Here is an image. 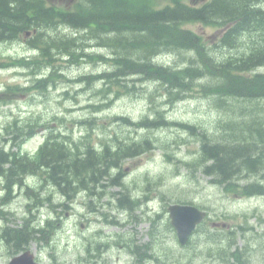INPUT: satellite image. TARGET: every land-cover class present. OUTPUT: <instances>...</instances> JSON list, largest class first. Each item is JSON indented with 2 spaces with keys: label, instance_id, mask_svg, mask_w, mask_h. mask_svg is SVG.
<instances>
[{
  "label": "trees",
  "instance_id": "trees-1",
  "mask_svg": "<svg viewBox=\"0 0 264 264\" xmlns=\"http://www.w3.org/2000/svg\"><path fill=\"white\" fill-rule=\"evenodd\" d=\"M69 2H73L72 7ZM190 23L221 27L215 46L228 49L229 53L219 57L218 50L208 48L200 35L183 28ZM68 28L77 35L62 32ZM16 41H25L37 56L6 63L0 58V69L18 65L31 69L34 75L44 67L51 68L48 77L34 80L43 92L56 78L97 89L95 95L101 96L104 103L89 105L93 112L112 106L129 92V84L135 79L160 83L168 106L189 97L196 89L214 96L216 104L228 106V116H233L229 122H218L215 130L170 120L161 107L154 108L153 118L114 119L136 127L135 133H139L138 129L177 127L200 138L197 161L181 163L213 176L214 182L228 192L233 191L242 172L264 170V115L260 116L264 114V72L258 71L264 68V0H0V43ZM102 48L110 53H99ZM167 53H186L191 57L184 66H171L157 59ZM59 61L68 67L105 62L110 68L67 77L57 67ZM3 96L0 94V100ZM38 130L47 132L45 142L35 154L23 153V145ZM5 134L10 138L4 141L13 144L17 151L8 150L0 141V190L5 193L1 199L4 204L10 202L17 186L33 195L24 183L28 175H39L40 188L45 183L62 191L88 188L105 181L113 171H122L126 160L152 147L151 138L121 139L111 133L100 139L98 151L89 136L76 141L37 116L23 122L16 118L5 126ZM243 187L257 191L262 188L255 183ZM127 189L124 203L134 210L137 201L131 200ZM31 231L33 235L38 233ZM224 243L222 240L218 247L219 259L224 264H238L242 254L231 252L232 242L227 246Z\"/></svg>",
  "mask_w": 264,
  "mask_h": 264
},
{
  "label": "rangeland",
  "instance_id": "rangeland-1",
  "mask_svg": "<svg viewBox=\"0 0 264 264\" xmlns=\"http://www.w3.org/2000/svg\"><path fill=\"white\" fill-rule=\"evenodd\" d=\"M68 5L72 7L73 2H69ZM183 28L200 35L205 45L211 49H215L222 29L215 25L202 23L186 24ZM74 31V29H62L63 33L72 36ZM23 42L0 43V58L8 61L9 58L19 59L30 55L28 45L25 41ZM217 50L219 57L228 54L230 51L228 49L219 50V48ZM99 53L108 55L110 50L102 48ZM190 57L191 54L186 53H167L159 61L166 65L184 66L189 62ZM57 67L63 69L67 77L97 73L110 68L105 62L97 64L85 62L78 66L57 65ZM258 71L264 72V68H260ZM32 79L33 76L30 75L29 71L21 68L0 70V93L6 92L8 86H20L26 89L17 95L6 93L8 97L0 102V141L5 144L8 150L17 151V148L4 141H8L10 138L6 137L5 126L16 118L19 119V122H23L36 116L42 122L49 123L50 127L56 129L57 132L72 135L76 141L89 136L91 144L95 147L100 146L101 138L109 137L111 133L112 136L118 135L121 139L128 136L151 138L152 150L143 155L142 158L124 162L122 169L127 175L128 187L131 189V195L134 198H138L141 191L148 188L154 199L152 207L155 212H158L159 217L152 224L141 221L139 210L134 213L130 211L118 213L107 207L103 209V215L96 216L98 221L106 220L111 223L117 215L124 214L127 218L123 221L126 223L125 227L121 231L118 228H111V230L119 231L125 242L130 244L131 249L136 247L143 249V246L151 244V250L147 252L160 259L161 263H157L155 259L153 262L144 264H163L164 262L167 264H224L218 255V247L222 240L225 241L224 246L232 242L231 252L242 254L238 264H264V226H261L259 221L250 215L252 211L258 209L264 218V200L260 199L259 202H256L255 200L245 199L242 201L237 199V195L241 194V191L227 192L223 185L214 182L213 176L206 175L200 169L189 168L181 163L197 161L201 145L200 138L177 127L157 131L139 130V133H135L136 127L123 125L121 121L114 119L119 116L129 117L134 121H140L145 116L153 118L154 108L161 107L170 120L198 125L207 130H215L218 127V122H229L233 119V116L230 118L228 115L231 114L226 111L228 106L217 105L214 96H206L199 89H196L184 100L168 106L166 105L167 97L164 90L160 88V83L135 79L129 84V92L124 93L112 106L100 112H93L89 105L104 103L101 96L95 95L97 89L57 78L56 83H54L55 87L43 92L41 89H36ZM67 91L70 92L68 96L65 95ZM227 102L230 103V101ZM245 105L251 107V104ZM262 105L264 106V102ZM263 115L260 114V116ZM63 117L65 121L61 122L60 118ZM79 121H88V123L79 124L77 123ZM90 122L92 125L89 124ZM46 135L45 130H38L36 135L23 145L22 152L35 153L44 143ZM160 146L168 147L160 148ZM113 177H118V175ZM245 177L246 180L242 179L238 183L240 186L256 181V178L264 183V170L259 171L258 174L247 173ZM28 183L36 188L39 185V180L37 177H32L28 179ZM18 189L19 193L16 194L17 189L14 191L17 198L4 210L5 213L14 212L17 214V216H8L10 222L22 221L23 218H26L23 216L25 206L34 205L33 200H30L25 194L26 190L21 187ZM109 191L116 193L118 189L114 187ZM40 200H43L42 196L37 201ZM105 200L103 203L106 202ZM182 202L201 207L209 213L212 222L225 223L228 226L225 227L226 229L220 225L213 228L211 221H209L194 234L190 245L180 246L176 234L168 228L167 209L171 204ZM42 214L49 216L45 211ZM81 214L87 213L82 212ZM51 217L53 219L55 215ZM61 217L62 221H68L69 225L78 221L77 218L67 215V212H63ZM136 217H138L139 222L135 220ZM8 221L0 220V233L6 226H10ZM236 225H239L237 235L233 233V227ZM250 229H254V234L248 233ZM75 231L80 233L79 228H76ZM150 231L154 233L153 237H150ZM68 236L72 237L70 241L74 246H79L80 242L75 235L70 234ZM40 246L41 244L36 241H31L28 245L29 249L39 258L40 264H52L47 254L40 251ZM8 250L6 243L0 241V264H8L15 256ZM78 257H80L78 253H69L62 257L60 262L62 264L67 262L77 264ZM108 260H110L108 264H139L137 257L117 246L111 252ZM231 262L234 263L235 260L231 259ZM235 264L237 263L235 262Z\"/></svg>",
  "mask_w": 264,
  "mask_h": 264
},
{
  "label": "flooded vegetation",
  "instance_id": "flooded-vegetation-1",
  "mask_svg": "<svg viewBox=\"0 0 264 264\" xmlns=\"http://www.w3.org/2000/svg\"><path fill=\"white\" fill-rule=\"evenodd\" d=\"M120 174L118 172L115 175L119 176ZM125 177L126 175H123L124 180ZM109 189L111 188L96 187L90 189H71L62 192L49 189L42 193L43 200L40 205L25 206L23 216L38 210L46 211L51 216L55 215L53 219L44 222L40 232L41 239L39 241V244H41L40 251L47 254L52 264H62L60 259L69 253L79 254L80 257H78L77 264H108L110 254L116 246L128 251L130 244L125 242L123 235L119 233L126 225L123 222L125 220L124 214L117 215L111 223H108L106 220L98 221L96 218L97 215H103L102 211L106 207L118 213L122 211L126 212L123 198H121V195H118L121 190L118 189L119 192L111 193ZM241 192V194L237 195V199L242 201L245 199L255 200L256 202H259L260 199L264 200V191L257 194L251 192L245 194L243 191ZM110 197L115 198L116 202L113 204L110 203ZM103 200L106 202L103 203ZM138 201L141 220L152 223L153 219L157 218L158 215L152 207L154 199L149 193L148 188L141 191ZM63 212H67V215L77 218L78 221L70 225L68 221H62L61 214ZM82 212L87 214H81ZM250 215L253 219L258 220L261 226H264V218L261 216L262 213L260 210L256 209ZM30 227L31 222L28 220L11 221L10 226L5 227V232L0 236V241L7 240L5 243L9 249V253L19 252L18 254H21L29 251L28 234ZM76 228L80 229V233L75 231ZM111 228H118L119 231L114 232ZM233 233L235 235L239 233V225L233 227ZM248 233L251 235L254 234V229H250ZM70 234L77 237L80 242L79 246H74L71 243L70 238L72 237L68 236ZM144 250L146 252L144 263L153 262L155 257L147 252L151 250V244L145 246ZM137 251L141 253L143 249L137 247ZM34 256L36 262L40 264V260L35 253ZM137 262L142 264L139 259H137ZM66 264H69V262Z\"/></svg>",
  "mask_w": 264,
  "mask_h": 264
},
{
  "label": "water",
  "instance_id": "water-1",
  "mask_svg": "<svg viewBox=\"0 0 264 264\" xmlns=\"http://www.w3.org/2000/svg\"><path fill=\"white\" fill-rule=\"evenodd\" d=\"M171 224L174 227L179 243L184 246L190 236L206 218L207 213L193 205L174 204L168 209ZM9 264H37L34 256L26 252L15 257Z\"/></svg>",
  "mask_w": 264,
  "mask_h": 264
}]
</instances>
